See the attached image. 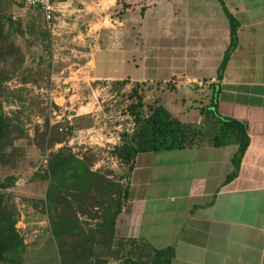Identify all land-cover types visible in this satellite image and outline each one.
Instances as JSON below:
<instances>
[{"label": "crops", "instance_id": "obj_1", "mask_svg": "<svg viewBox=\"0 0 264 264\" xmlns=\"http://www.w3.org/2000/svg\"><path fill=\"white\" fill-rule=\"evenodd\" d=\"M223 2L240 27L222 81L231 28L220 0H149L142 34L148 37L149 28L183 68L171 80L137 81H178L188 103L166 99L164 106L194 132L208 127L212 136L221 125L210 111L215 100L222 117L247 127L249 147L238 168L237 144L199 140L191 148L139 153L115 226L128 256L150 261L156 250L172 249L171 264H264V0Z\"/></svg>", "mask_w": 264, "mask_h": 264}, {"label": "rangeland", "instance_id": "obj_2", "mask_svg": "<svg viewBox=\"0 0 264 264\" xmlns=\"http://www.w3.org/2000/svg\"><path fill=\"white\" fill-rule=\"evenodd\" d=\"M148 2L63 0L55 27L49 29L40 9L20 0H0L2 13L13 16L15 27L22 24L24 32L12 36L21 52V64L0 94L5 112L19 127L14 146H0V180L17 179L5 194L18 210L17 228L26 245L24 264H61L50 228L48 184L39 177L51 146L52 150L71 148L94 171L127 186L128 166L115 150L135 128L128 107L136 87L146 104L166 99L175 105L189 101L178 81H137L147 75L171 80L183 68L149 28L148 37L145 29L142 34L141 8ZM210 94L209 89L203 91L205 97L200 100L204 103ZM203 128L199 140L211 142L212 132ZM57 138L63 142L51 145ZM88 212L93 217L80 219L96 227L101 211L91 208ZM100 251L109 257V264L128 260L116 243L112 249L101 246Z\"/></svg>", "mask_w": 264, "mask_h": 264}, {"label": "trees", "instance_id": "obj_3", "mask_svg": "<svg viewBox=\"0 0 264 264\" xmlns=\"http://www.w3.org/2000/svg\"><path fill=\"white\" fill-rule=\"evenodd\" d=\"M220 1L231 28V43L218 70V80L222 81L239 44L240 22L225 7L223 0ZM147 9L148 3L143 4L142 16ZM15 24L13 16L0 10V94L3 85L11 80L21 64V52L12 41V36L24 32L22 24L18 23V28ZM137 89L134 90L133 103L128 107L135 128L131 134L122 138V144L115 150L120 161L128 166L129 180L139 153L191 148L198 144L200 136V132H194L191 127L174 117L162 101L146 104ZM210 111L221 121V125L211 136V142L216 147L239 145L233 159L238 168L250 144L247 127L237 120L222 117L215 100ZM18 129L0 100V146L13 147L18 138ZM62 142L57 138L51 141V145ZM49 149L51 151L46 158V168L42 170V176L37 175L48 184L46 203L50 208V228L59 247L61 264H109V257L100 248L109 245L112 249L114 243L124 247L125 243L116 240L115 226L128 199L129 183L125 186L122 181L114 180L109 174L94 171L86 158H81L67 146L58 150H52L51 146ZM16 180L14 176L0 180V264H24L26 245L17 228L18 210L16 205L7 201L5 194L15 185ZM91 208L102 214L101 222L96 227L80 219V216L91 215L88 212ZM173 255L172 249L156 250L150 261L143 258L135 260L129 255L126 264H171Z\"/></svg>", "mask_w": 264, "mask_h": 264}, {"label": "built area", "instance_id": "obj_4", "mask_svg": "<svg viewBox=\"0 0 264 264\" xmlns=\"http://www.w3.org/2000/svg\"><path fill=\"white\" fill-rule=\"evenodd\" d=\"M25 6L30 8H38L42 11L46 18L49 29H54L56 20V12H58V5L63 3V0H20ZM47 163V161H46Z\"/></svg>", "mask_w": 264, "mask_h": 264}]
</instances>
